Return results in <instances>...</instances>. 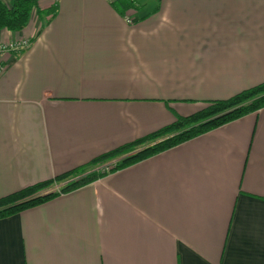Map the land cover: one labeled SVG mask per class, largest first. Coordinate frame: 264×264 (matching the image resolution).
Listing matches in <instances>:
<instances>
[{"label":"crops","instance_id":"crops-1","mask_svg":"<svg viewBox=\"0 0 264 264\" xmlns=\"http://www.w3.org/2000/svg\"><path fill=\"white\" fill-rule=\"evenodd\" d=\"M111 1L0 29V196L264 81V0ZM0 264H264V107L0 219Z\"/></svg>","mask_w":264,"mask_h":264},{"label":"trees","instance_id":"trees-1","mask_svg":"<svg viewBox=\"0 0 264 264\" xmlns=\"http://www.w3.org/2000/svg\"><path fill=\"white\" fill-rule=\"evenodd\" d=\"M159 1V0H156ZM39 0H0V29L18 31L29 22L32 10L49 19L56 6L42 10ZM119 14L139 10L137 0H112ZM264 107V81L228 98L208 101L205 106L187 115H175L174 121L141 138L102 153L79 167L51 178L26 185L0 196V219L40 205L60 194L71 192L110 172L124 168L159 152L172 148L201 133L217 128Z\"/></svg>","mask_w":264,"mask_h":264},{"label":"built area","instance_id":"built-area-1","mask_svg":"<svg viewBox=\"0 0 264 264\" xmlns=\"http://www.w3.org/2000/svg\"><path fill=\"white\" fill-rule=\"evenodd\" d=\"M126 22H131L130 17H126ZM29 38H17L10 41H0V55L3 53H17L29 47ZM5 69V63L0 60V74Z\"/></svg>","mask_w":264,"mask_h":264}]
</instances>
